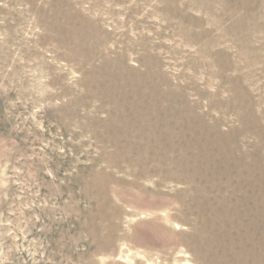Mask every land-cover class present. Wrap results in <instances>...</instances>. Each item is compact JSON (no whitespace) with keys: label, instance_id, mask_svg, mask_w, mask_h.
<instances>
[{"label":"rangeland","instance_id":"374dc122","mask_svg":"<svg viewBox=\"0 0 264 264\" xmlns=\"http://www.w3.org/2000/svg\"><path fill=\"white\" fill-rule=\"evenodd\" d=\"M0 264H264V0H0Z\"/></svg>","mask_w":264,"mask_h":264}]
</instances>
